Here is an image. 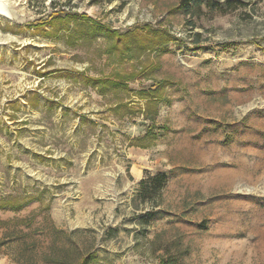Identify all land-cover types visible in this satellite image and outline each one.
<instances>
[{"label": "rangeland", "instance_id": "obj_1", "mask_svg": "<svg viewBox=\"0 0 264 264\" xmlns=\"http://www.w3.org/2000/svg\"><path fill=\"white\" fill-rule=\"evenodd\" d=\"M2 5L0 264H264V0Z\"/></svg>", "mask_w": 264, "mask_h": 264}, {"label": "trees", "instance_id": "obj_2", "mask_svg": "<svg viewBox=\"0 0 264 264\" xmlns=\"http://www.w3.org/2000/svg\"><path fill=\"white\" fill-rule=\"evenodd\" d=\"M191 3H195V4L199 5L200 4V0H180V6L183 7L186 11H188ZM55 15L59 19H63L64 20L66 17L69 16V13L65 12L63 9H60V10L56 11V14ZM55 15L52 16L51 19H53L55 17ZM82 17H84V16H82ZM145 33L146 34H142V35H147V34H150V33L157 34V36L161 38L160 42H163L164 44H166L170 40H173V36H171L167 31L149 28V30L145 31ZM112 34H117V32H112ZM125 35H128V34L125 33L124 36ZM133 36L137 37L139 35L137 33H134ZM146 46L147 45L144 44V46H142V47L143 48H147ZM107 82L110 83V84L111 83L112 84H115V85H118L119 84V82L111 81V80H109V81H100L99 80L96 83L103 85V84H105ZM139 93L141 95H143V96L144 95L145 96L149 95V94L145 93L143 90L140 91ZM148 93L151 94V91H149ZM151 180H152V182H149V185L145 188V190H143V193L144 194H147V195H152L153 196V194L155 195L159 191V189H161L164 186L165 181H166V178H165L164 175H155V176L152 177Z\"/></svg>", "mask_w": 264, "mask_h": 264}, {"label": "bare ground", "instance_id": "obj_3", "mask_svg": "<svg viewBox=\"0 0 264 264\" xmlns=\"http://www.w3.org/2000/svg\"><path fill=\"white\" fill-rule=\"evenodd\" d=\"M3 1H4V0H0V12L2 11V6H3L2 4H3ZM0 14H1V13H0ZM2 14H3V13H2Z\"/></svg>", "mask_w": 264, "mask_h": 264}]
</instances>
